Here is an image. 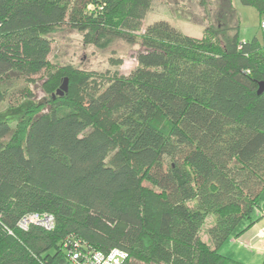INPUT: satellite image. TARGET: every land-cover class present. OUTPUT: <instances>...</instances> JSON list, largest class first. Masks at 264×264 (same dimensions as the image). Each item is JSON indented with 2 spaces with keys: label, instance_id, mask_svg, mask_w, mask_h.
Segmentation results:
<instances>
[{
  "label": "trees",
  "instance_id": "16d2710c",
  "mask_svg": "<svg viewBox=\"0 0 264 264\" xmlns=\"http://www.w3.org/2000/svg\"><path fill=\"white\" fill-rule=\"evenodd\" d=\"M240 2L261 24L264 0ZM151 4L0 0V105L12 80L48 70L63 25L97 46L142 45L133 69L105 72L98 89L61 67L48 91L67 76L68 93L0 111V264H68L74 247L120 248L122 264H243L221 246L262 208L264 30L241 40L232 0L202 37L165 19L143 30ZM30 213L54 227H23Z\"/></svg>",
  "mask_w": 264,
  "mask_h": 264
},
{
  "label": "rangeland",
  "instance_id": "374dc122",
  "mask_svg": "<svg viewBox=\"0 0 264 264\" xmlns=\"http://www.w3.org/2000/svg\"><path fill=\"white\" fill-rule=\"evenodd\" d=\"M232 4L240 20V39L247 40L258 35L261 29L257 10L252 6L243 5L240 0H232ZM222 5L223 0H152L143 24V30L147 24L155 20L165 19L184 33L202 37L205 26L210 21L217 22L215 21L216 15L219 13L220 17V13L224 11ZM49 38L52 43V50L49 55L50 66L48 70L27 78L12 80L11 84L7 85L5 100L0 105V111L8 109L10 105L22 103L29 93L35 97L36 101L47 98L50 94L53 98H57L68 93L70 81L67 76V91L58 92L64 83L63 77L55 90L50 91L51 93L48 91V84L53 80L50 79L49 73H55L61 67H71L90 74L89 89H94L96 86L95 89H98L103 86V78L107 76L105 72L110 71L112 73L115 70H120L124 74L129 73L135 65L134 54L142 47L140 38L135 43H130L121 38H113L103 42L100 46L86 43L83 33L66 25L53 31ZM75 89L77 90V88ZM262 216H264L263 212ZM212 221L213 217L209 216L201 229L200 235L205 241H208L207 228ZM263 224L264 221H260L256 227L252 228V226L238 238H229L221 246V252L243 264H264V237L256 236L251 239L249 236V233L258 231Z\"/></svg>",
  "mask_w": 264,
  "mask_h": 264
},
{
  "label": "built area",
  "instance_id": "2783aa9c",
  "mask_svg": "<svg viewBox=\"0 0 264 264\" xmlns=\"http://www.w3.org/2000/svg\"><path fill=\"white\" fill-rule=\"evenodd\" d=\"M260 26L261 29L264 30V20L261 21ZM262 212L264 214V208ZM31 221H35L47 229L53 228L55 224V218L53 215L30 213L23 217L21 225L26 227ZM261 230L262 235L264 236V226ZM126 258L127 253L120 248H113L108 252L93 251L90 253H84L78 248L74 247L71 251L70 263L68 264H122Z\"/></svg>",
  "mask_w": 264,
  "mask_h": 264
},
{
  "label": "crops",
  "instance_id": "0c3cea01",
  "mask_svg": "<svg viewBox=\"0 0 264 264\" xmlns=\"http://www.w3.org/2000/svg\"><path fill=\"white\" fill-rule=\"evenodd\" d=\"M261 209H259V210H257V212H256V218H258V220L255 222V224L253 225V227L252 228H254V227H256L257 225H258V223L260 222V221H264V216H262V209L264 208V197L262 198V201H261ZM259 214V215H258ZM260 214H261V217H260ZM264 225V224H263ZM262 225V226H263ZM262 226L261 227H259V229H258V231H252V233H249V236H251L250 238L251 239H254L256 236H261V237H264L263 235H262ZM250 229V228H249ZM248 229V230H249ZM249 232V231H248Z\"/></svg>",
  "mask_w": 264,
  "mask_h": 264
},
{
  "label": "water",
  "instance_id": "95a60500",
  "mask_svg": "<svg viewBox=\"0 0 264 264\" xmlns=\"http://www.w3.org/2000/svg\"><path fill=\"white\" fill-rule=\"evenodd\" d=\"M67 82H68V79L65 78L64 83L61 85V89H59L58 92L63 93L62 90H64V91H67L68 90V88H67ZM261 89L264 90V84L262 85Z\"/></svg>",
  "mask_w": 264,
  "mask_h": 264
}]
</instances>
